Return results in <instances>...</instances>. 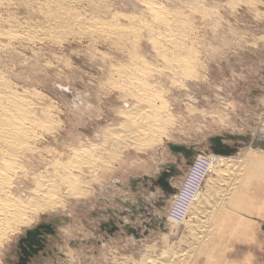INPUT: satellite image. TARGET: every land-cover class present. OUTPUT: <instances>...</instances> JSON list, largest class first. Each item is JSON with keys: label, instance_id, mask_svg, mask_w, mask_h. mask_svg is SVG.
<instances>
[{"label": "rangeland", "instance_id": "rangeland-1", "mask_svg": "<svg viewBox=\"0 0 264 264\" xmlns=\"http://www.w3.org/2000/svg\"><path fill=\"white\" fill-rule=\"evenodd\" d=\"M14 1L0 5V99L26 98L31 103L30 116L26 115L36 130L30 129L34 139L29 137L25 148L9 149L19 165L8 194L30 205L52 191L62 202L56 208L30 210L26 223L16 225L15 232L0 242V264H21L25 254L21 249L14 254L19 237L56 217L60 219L57 237H48L51 244L28 264H139L144 257L167 258L180 249L191 252L188 264H264V172L257 170L263 168L257 160L264 157V150L252 146L264 141V0H77L78 5L70 8H63L58 0ZM153 4L164 10L157 14L170 21L155 17ZM44 26L48 27L45 34ZM39 28L34 38L26 33ZM175 59L186 61L176 67L171 63ZM128 70L144 72L142 82L131 78ZM142 99H149L150 110L159 111L157 118L161 116L166 132L158 134L160 140L149 147H120L113 137L132 123L128 111L131 115L134 108L141 109ZM111 129L120 133L114 136ZM227 135L247 137L249 143L228 140ZM216 137H223L230 147L238 146V153L216 155L210 142ZM169 143L201 153L187 166L184 156L173 154ZM216 158L215 167L228 159L237 165L245 184L240 190L244 199L221 198L219 190L208 188L205 180L200 186L194 179L179 196L195 164ZM168 164L177 166L169 179L172 192L165 194L151 180L133 190L132 178L157 179L161 165ZM242 165L249 176L241 174ZM210 175L217 177L214 170ZM243 176L252 182L245 183ZM185 197L194 203L202 198L208 209L203 213L206 220L199 214L192 222L204 219L210 226L209 242L198 244L199 249L192 239L196 231L179 220L186 216ZM177 198L180 209L172 219ZM139 199L145 202L144 211L135 214L124 205H135ZM115 210L131 213L123 217ZM190 211L188 219L193 215ZM48 249L51 254L44 256Z\"/></svg>", "mask_w": 264, "mask_h": 264}, {"label": "bare ground", "instance_id": "bare-ground-1", "mask_svg": "<svg viewBox=\"0 0 264 264\" xmlns=\"http://www.w3.org/2000/svg\"><path fill=\"white\" fill-rule=\"evenodd\" d=\"M11 1L12 0H0V5H9L10 3H11ZM16 1V0H15ZM14 1V2H15ZM21 1V0H20ZM35 1V0H34ZM60 3H61V6L63 7V8H66V7H74L75 5L74 4H76V5H78L77 3V0L75 1V0H58ZM83 1V0H82ZM145 1V0H144ZM150 1V0H149ZM56 2H57V0H56ZM77 2V3H76ZM58 3V2H57ZM141 3H143V2H141ZM150 3V2H149ZM13 4V3H12ZM14 5V4H13ZM48 5V4H47ZM74 5V6H73ZM152 5V4H151ZM154 5V4H153ZM11 6V5H10ZM26 6V5H25ZM29 6V5H28ZM33 6V5H32ZM51 6V5H50ZM156 5H154L153 6V8H152V10H151V12L152 11H154L155 13H153V14H155V17H159V18H161V19H164V18H162L163 16H159L157 13H159L160 11H162L163 9H159V8H161V7H159V6H156ZM3 7V6H2ZM6 7V6H5ZM148 7H150V6H148ZM147 7V8H148ZM1 8V7H0ZM7 8H9V7H7ZM151 8V7H150ZM2 9V8H1ZM4 9V8H3ZM34 9V8H33ZM57 9V8H56ZM149 9V8H148ZM147 9V10H148ZM45 10V9H44ZM49 10V9H48ZM60 10V9H59ZM65 10V9H64ZM68 10V9H67ZM196 10V9H195ZM7 11V10H6ZM43 11V10H42ZM68 11H70V10H68ZM149 11V10H148ZM164 11V10H163ZM199 11V10H198ZM41 12V11H40ZM56 12V11H55ZM62 12V11H61ZM67 12V11H66ZM151 12L149 11V13L151 14ZM43 13V12H42ZM41 13V14H42ZM50 13V12H49ZM52 13V12H51ZM68 13V12H67ZM162 13H164V12H162ZM161 13V14H162ZM165 13H168V12H165ZM53 14V13H52ZM61 14V13H60ZM69 14V13H68ZM160 14V13H159ZM44 15V14H43ZM49 15V14H48ZM56 15V14H55ZM157 15V16H156ZM163 15V14H162ZM166 15H169V14H166ZM7 16V15H6ZM63 16V15H62ZM135 16V15H134ZM153 16V15H152ZM185 16V15H184ZM183 16V17H184ZM57 17V16H56ZM84 17H85V15H84ZM154 17V16H153ZM45 18V17H44ZM116 18V17H115ZM159 18H157V19H159ZM169 18V17H168ZM6 19H8V18H6ZM57 19V18H56ZM61 19H62V17H61ZM64 20V19H63ZM119 20V19H118ZM164 20H169V19H167V17L164 19ZM173 20V19H172ZM7 21V20H6ZM51 21V20H50ZM103 21V20H102ZM161 21H163V20H161ZM170 21V20H169ZM57 22V21H56ZM68 22H70V21H68ZM96 22V21H95ZM116 22V21H115ZM145 22V21H144ZM148 22V21H147ZM165 22V21H164ZM164 22H162L161 24H165ZM50 23V22H49ZM59 23V22H58ZM117 23V22H116ZM169 23V22H168ZM1 24V23H0ZM51 24V23H50ZM53 24V23H52ZM96 24V23H95ZM49 25V24H48ZM55 25V24H54ZM61 25V24H60ZM60 25H59V27H60ZM77 25V24H76ZM102 25V24H101ZM104 25V24H103ZM143 25V24H142ZM146 25V24H145ZM49 26H51V25H49ZM96 26V25H95ZM94 26V27H95ZM100 26V25H99ZM139 26V25H138ZM166 26H169L168 24L166 25ZM184 26V25H183ZM45 27H47V26H44V28ZM58 27V26H57ZM65 26H63V28H64ZM91 27V26H90ZM98 27V26H97ZM106 27V26H105ZM27 28V27H26ZM43 28V27H42ZM55 28V27H54ZM62 28V29H63ZM66 28V27H65ZM72 28V27H71ZM100 28H102V27H100ZM157 28V27H156ZM164 28V27H163ZM11 29V28H10ZM14 29V28H13ZM36 29V28H35ZM41 28H39V30H36V31H34V32H32V33H30L29 32V30H28V32H26L27 34L29 33L30 34V36L32 35V34H36V33H40L41 32V30H40ZM47 29H48V27H47ZM46 28H45V31H44V34L46 33V30H47ZM52 29V28H51ZM57 29L58 28H56V29H53V30H56L57 31ZM69 29V28H68ZM88 29V28H87ZM99 29V28H98ZM138 29H139V27H138ZM25 30V29H24ZM44 30V29H43ZM94 30V29H93ZM118 30V29H117ZM128 30V29H127ZM142 30V29H141ZM140 30V31H141ZM187 30V29H186ZM12 31H15V30H12ZM11 30H10V32L9 33H11L12 32ZM49 31V33H53V32H50L51 30L49 29L48 30ZM47 31V32H48ZM79 31V30H78ZM58 32V31H57ZM56 32V33H57ZM63 32V31H62ZM94 32V31H93ZM95 32H97V31H95ZM103 32V31H102ZM106 32V31H105ZM108 32V31H107ZM117 32V31H116ZM133 32H135V31H133ZM13 33V32H12ZM14 33H16L17 34V31H15ZM14 33H13V36H15L14 35ZM59 33V32H58ZM90 33V32H89ZM130 33V32H129ZM182 33V32H181ZM19 34V33H18ZM24 34V33H23ZM27 34H26V36H27ZM48 34V33H47ZM80 34V33H79ZM98 34V33H97ZM117 34V33H116ZM124 34H126V33H124ZM161 34V33H160ZM6 36L8 35V34H5ZM9 35H11V34H9ZM9 35H8V37H9ZM51 35V34H50ZM54 35V34H53ZM122 35V34H121ZM135 35V34H134ZM3 36V35H2ZM5 36V37H6ZM12 36V35H11ZM25 36V38H28V37H26ZM29 36V35H28ZM36 36V35H35ZM38 36V35H37ZM46 36V35H45ZM52 36V35H51ZM50 36V37H51ZM55 36V35H54ZM59 36V35H58ZM125 36V35H124ZM168 36V35H167ZM173 36V35H172ZM20 37H22V33H21V36ZM19 37V38H20ZM43 37V36H42ZM11 38V37H10ZM16 38V37H15ZM14 38V39H15ZM18 38V37H17ZM24 38V37H23ZM24 38V39H25ZM30 38H34L33 37V35H32V37H30ZM108 38V37H107ZM158 38V37H157ZM13 39V38H12ZM36 39H37V37H36ZM60 39H61V37H60ZM114 39V38H113ZM152 39H153V36H152ZM28 40H30L31 41V39H29L28 38ZM33 40V39H32ZM42 40V39H41ZM154 44V43H153ZM158 44V43H157ZM160 45V44H159ZM136 47V46H135ZM178 48V47H177ZM183 49V48H182ZM181 49V50H182ZM190 49V48H189ZM156 53V52H155ZM137 55V54H136ZM194 55V54H193ZM159 56V55H158ZM166 56V55H165ZM177 57V56H176ZM140 59V58H139ZM142 59V58H141ZM174 59V58H173ZM186 59V58H185ZM172 60V59H171ZM144 61V60H143ZM166 61V60H165ZM186 61V60H185ZM185 61H182L181 59H179V60H177L176 61V59L173 61V62H171L173 65H175L176 67H179L178 66V64L179 65H181L182 63H184ZM188 63V61L186 62V64ZM189 64V63H188ZM126 65V64H125ZM130 65V64H129ZM166 65V64H165ZM168 65V64H167ZM184 65V64H183ZM182 65V66H183ZM154 66V65H153ZM171 66V65H170ZM133 67V66H132ZM135 67H137V66H135ZM134 67V68H135ZM139 68V67H138ZM143 68V67H142ZM145 68V67H144ZM173 68V67H172ZM187 68H188V65H187ZM179 69V68H178ZM182 69V68H181ZM189 69V68H188ZM135 70V69H134ZM174 70H175V68H174ZM187 70V69H186ZM116 71V70H115ZM119 71V70H118ZM124 71V70H123ZM129 71V70H128ZM137 71V70H136ZM146 71V70H145ZM120 72V71H119ZM130 72V71H129ZM115 73V72H114ZM124 73V72H123ZM128 73V72H127ZM131 73V72H130ZM129 73V74H130ZM143 73L144 72H142V71H140V73H131L134 77H131V78H133V79H136V80H141V82H142V79H143ZM147 73V72H146ZM120 74V73H119ZM118 74V75H119ZM125 74V73H124ZM175 74V73H174ZM181 74V73H180ZM122 75V74H121ZM147 75V74H146ZM2 76V75H1ZM144 76H145V73H144ZM121 77V76H120ZM130 78V79H131ZM110 79V78H109ZM123 79V78H122ZM5 81H7V80H5ZM131 81V80H130ZM129 81V82H130ZM144 81V80H143ZM140 82V83H141ZM145 82V81H144ZM4 83V82H3ZM7 83V82H6ZM132 83V82H131ZM135 83V82H134ZM137 83V82H136ZM13 84V83H12ZM147 83L145 82L144 83V85H146ZM150 84V83H149ZM8 85V84H7ZM112 85V84H111ZM122 85V84H121ZM124 85H127V84H124ZM143 85V84H142ZM148 85V84H147ZM3 86V85H2ZM9 86H11V85H9ZM110 86V85H109ZM136 86V85H135ZM138 86H140V85H138ZM149 87H150V85H148ZM147 86V87H148ZM13 87V86H12ZM118 87V86H117ZM6 88H8V87H6ZM18 88V87H17ZM16 88V89H17ZM114 88V87H113ZM134 88V87H133ZM141 88V87H140ZM144 88V87H143ZM146 88V87H145ZM10 89H11V87H10ZM127 89H128V87H127ZM148 89V88H147ZM147 89H144V90H147ZM143 90V89H142ZM119 91V90H118ZM138 91V90H137ZM148 91V90H147ZM12 92V91H11ZM146 92V91H145ZM144 92V93H145ZM156 92V91H155ZM9 93V92H8ZM24 93V92H23ZM26 93V92H25ZM137 93V92H136ZM147 93V92H146ZM15 94H17V93H15V89H14V95ZM140 95L142 94V93H139ZM1 95V94H0ZM4 95V94H3ZM135 95V94H134ZM137 95V94H136ZM145 94H143V96H144ZM148 95V94H147ZM151 96H152V94H150ZM32 96H34V94L32 95ZM130 96V95H129ZM142 96V95H141ZM140 96V97H141ZM142 96V97H143ZM146 96V95H145ZM158 96V95H157ZM24 97H26V96H24ZM124 97V96H123ZM133 97V96H132ZM135 97V96H134ZM136 98H139L138 96L136 97ZM145 99V98H144ZM144 99H142V100H144ZM30 100V99H29ZM142 100H140L139 102H141L140 104L141 105H138V106H140V108L141 109H137L136 111H135V108H134V111L132 110V112H131V115H129V111H128V118L131 120L130 122H132L131 124H129L128 123V125H125V127L123 128L121 125V128H123L122 130H120V132H122V133H120L119 132V130H117L116 131V129L114 130L115 131V133L117 132V134H118V132L120 133L119 135H117L116 136V134L112 131V129H111V131L114 133L113 135L114 136H116V137H113L114 139L116 138V141H115V143L117 142V144L121 147H123V145H125L124 147H126V146H129V147H134L135 149L137 148V149H142V148H144V147H149V145L150 144H152V145H154V144H156L157 142H158V140H160L159 138H160V136H158V134L160 135V133H165L166 132V130L164 131V129H163V126L164 127H166L165 125H163L162 126V120L159 118V117H161L160 115H159V117L157 118V115L159 114V111L157 112V113H155L154 111L155 110H150V109H152L151 108V106H149L150 105V103H148V105H147V102H148V100L149 99H147V101H142ZM25 101V102H24ZM26 101H27V99L26 98H23V96H19L18 97V95H15V96H13L12 98H8V99H6V97L4 98V99H0V105L2 106L1 107V109H0V242L1 241H4V240H6V239H8V237L13 233V232H15L14 231V227L16 226V225H20V224H25L26 223V221H27V217H28V212L31 210H35L34 212L36 213V210H43V209H47V208H56V206H60V204H61V202H60V200L58 199L59 197H56L53 193H52V191L49 193L48 192V190H46L49 194H47L45 197L43 196V198H39V199H37L38 201H35V200H33V201H35L34 203H32V204H30V205H25V204H22L21 203V201L20 202H18L17 200V197H15L17 200L15 201L13 198L14 197H12V198H10L9 197V195L10 194H8V193H11V192H9L10 191V188L13 186V182H12V178L16 175V171H17V169H18V167H17V165H16V161L17 160H15L14 158H12V157H14L13 155L14 154H10L9 152V149L10 148H15V149H18V150H21L22 148H25L26 147V143H28V141L30 140V138L31 139H34V137L32 138V137H30L29 135V132H30V129H31V126H30V124H29V121L28 120H30L28 117H27V113H28V106L31 104H27V103H29V102H27L26 103ZM30 102H32V101H30ZM138 102V103H139ZM34 104V103H33ZM32 104V105H33ZM165 104H167V103H165ZM36 105V104H35ZM168 107V106H167ZM30 108V107H29ZM53 108V107H52ZM163 108V107H162ZM47 109H48V107H47ZM154 109V108H153ZM165 109V108H164ZM46 110V109H45ZM49 110H51V109H49ZM48 110V111H49ZM33 111V110H32ZM162 111H163V109H162ZM167 111V110H166ZM35 112V110L32 112V113H34ZM42 112V111H41ZM47 112V111H46ZM125 112V111H124ZM127 112V111H126ZM30 113V112H29ZM29 113H28V115H29ZM44 113H45V111H44ZM50 113V112H49ZM48 113V114H49ZM123 112L121 111V114H122ZM161 113V112H160ZM165 113V112H164ZM47 114V113H46ZM52 114V113H51ZM124 114V113H123ZM126 114V113H125ZM124 114V115H125ZM167 114V113H166ZM34 115V114H33ZM30 116V115H29ZM47 116V115H46ZM153 116V117H152ZM156 116V117H155ZM171 116V115H170ZM37 117V116H36ZM122 117V116H121ZM168 117V116H167ZM28 118V119H27ZM48 118V117H47ZM49 118H51V117H49ZM48 118V119H49ZM127 118V117H126ZM52 119V118H51ZM150 119H151V121H150ZM161 121H160V120ZM168 119V118H167ZM40 120V119H39ZM46 120V119H45ZM50 120V119H49ZM166 120V119H165ZM34 121V120H33ZM47 121V120H46ZM129 121V120H128ZM32 121H30V123H31ZM35 123V122H34ZM42 123H44V122H42ZM32 124H33V122H32ZM164 124V123H163ZM38 126H39V124H37ZM48 125H49V123H48ZM46 127V126H45ZM47 127H49V126H47ZM37 128V127H36ZM31 130H34L33 128L31 129ZM36 130V129H35ZM34 130V131H35ZM49 130V129H48ZM47 130V132H49ZM51 131H52V129H51ZM54 131V130H53ZM110 131V132H111ZM106 132V131H105ZM31 133V132H30ZM108 133V132H107ZM35 134V133H34ZM105 134V133H104ZM112 133H110V135H111ZM105 135H107V134H105ZM163 136V135H162ZM161 136V137H162ZM30 137V138H29ZM41 137V136H40ZM103 137H104V135H103ZM108 137H106V139H107ZM35 139H37V138H35ZM105 139V138H104ZM41 140V139H40ZM31 143V142H30ZM114 146V145H113ZM116 146V145H115ZM29 147V146H28ZM34 147V146H33ZM117 148H119V147H117ZM28 149V148H27ZM120 149V148H119ZM34 150V149H33ZM30 151H32V150H30ZM84 151H86V150H84ZM140 151V150H139ZM76 152H78V150H76V151H74V153H76ZM88 152V151H87ZM85 153V152H84ZM83 153V154H84ZM79 154V153H78ZM12 155V156H11ZM77 155V154H76ZM83 157V156H82ZM16 158V157H15ZM73 158H75V157H73ZM72 158V159H73ZM258 158V157H257ZM77 159H79V157L77 158ZM80 160H81V157H80ZM90 160V159H89ZM82 161V160H81ZM231 161H232V159H228V160H224V161H222L220 164H218V165H216V167H214V174L216 173V178L214 179V178H212V175H210V176H208L207 177V175L205 176V183L207 182L208 184H207V186H208V188L209 187H211V188H216V190H219V192H220V194H222L221 195V198H222V196L224 197V196H226L227 197V200H232L233 199V201L234 200H236V202H238V198L239 197H241V198H243L244 196L242 195V194H240V190H241V187H242V184H243V187H244V183H242L243 182V179L240 177V175L238 174V173H240L239 171V168H238V170H237V168L235 167V165L233 164V163H231ZM257 161H262L261 163L262 164H264V157H259L258 158V160ZM55 162V161H54ZM71 162V161H70ZM58 163V162H57ZM245 163V162H244ZM243 163V164H244ZM253 163V162H252ZM258 163V162H257ZM256 163V165H258ZM18 164V163H17ZM65 164V163H64ZM74 164H75V162H74ZM254 164V163H253ZM260 164V163H259ZM19 165V164H18ZM241 165V164H240ZM252 165V164H251ZM261 165V164H260ZM68 166V165H67ZM66 166V167H67ZM237 166V165H236ZM249 166V165H248ZM247 166V167H248ZM255 166V165H254ZM262 166V165H261ZM56 167H59V166H56ZM62 167V166H61ZM246 167V169L247 170H249L248 168ZM253 166H251V168H252ZM257 167V166H256ZM20 168H21V166H20ZM65 168V167H64ZM71 168V167H70ZM78 168V167H77ZM258 168V167H257ZM66 169V168H65ZM242 169H243V165H242ZM245 169V168H244ZM243 169V170H244ZM253 169V168H252ZM251 169V170H252ZM25 170V169H24ZM237 170V171H236ZM246 170V171H247ZM251 170L248 172L249 174H250V172H251ZM254 170V169H253ZM256 170V169H255ZM258 171H260V172H264V165H263V168H259V169H257ZM56 171V170H55ZM60 171V170H59ZM58 171V172H59ZM64 171V170H63ZM258 171H255V172H257L258 173ZM243 172H245V170L244 171H242L241 172V174L243 173ZM252 172H254V171H252ZM60 173V172H59ZM237 173V174H236ZM256 173V174H257ZM58 174V173H57ZM252 174V173H251ZM262 174V173H261ZM260 174V175H261ZM59 175V174H58ZM60 175H62V174H60ZM64 175H65V173H64ZM247 174H246V172H245V174H244V176H246ZM259 175V176H260ZM264 175V174H263ZM51 176H53V175H51ZM243 176V177H244ZM247 176H249V175H247ZM246 176V177H247ZM251 176V175H250ZM253 176H255V175H252V178H253ZM257 176V175H256ZM16 177V176H15ZM50 177V176H49ZM53 177H55V176H53ZM59 177H61V176H58V178ZM63 177V176H62ZM61 177V178H62ZM65 177V176H64ZM62 178V179H67L68 181H70L68 178H67V176L65 177V178ZM50 178H52V177H50ZM249 179V182L251 181L250 180V178L251 177H248ZM259 178V177H258ZM264 178V177H263ZM53 179V178H52ZM65 179V180H66ZM75 179V178H74ZM255 179H256V177H255ZM260 179L261 178H259L258 180V182L260 183ZM48 180H50V179H48ZM66 180V181H67ZM204 180H202L201 179V181L198 183L199 185H201L202 186V184L204 183ZM244 182L245 183H247L246 181H248V180H246V178L244 177ZM42 181V180H41ZM52 181V180H51ZM54 181V180H53ZM194 181H196L197 182V180L195 179V177H194ZM257 181V180H256ZM44 182V181H43ZM46 182V181H45ZM50 182V181H49ZM252 182V181H251ZM250 182V183H251ZM40 183H42V182H40ZM46 183H48V181L46 182ZM52 183V182H51ZM56 183V182H55ZM65 183V182H64ZM250 183H249V185H250ZM262 183H264V179H263V182ZM44 184V183H43ZM42 184V185H43ZM50 184V183H49ZM67 184H68V186H70V182L68 183L67 182ZM76 184V183H75ZM41 185V186H42ZM73 185H74V181H73ZM248 185V186H249ZM48 186V185H47ZM71 186H72V181H71ZM71 186H70V188H71ZM247 186V187H248ZM73 187V186H72ZM75 187V186H74ZM242 187V188H243ZM250 187V186H249ZM248 187V188H249ZM46 188V186H44V189ZM69 188V189H70ZM12 189V188H11ZM51 189V188H50ZM75 189V188H74ZM78 189V188H77ZM245 189L246 190H248L249 191V189H247L246 188V186H245ZM68 190V189H67ZM203 190V189H202ZM246 190H244V191H246ZM37 191H39V189H37ZM43 191H45V190H43ZM73 191H75V190H73ZM207 191V190H206ZM76 192V191H75ZM78 192V191H77ZM218 192V193H219ZM242 193H243V191H241ZM52 193V194H51ZM56 193V192H55ZM70 193H71V191H70ZM245 194L247 193V192H244ZM12 194H13V192H12ZM44 194H46V193H44ZM76 195L78 194V193H75ZM244 194V195H245ZM42 194H40L39 196H41ZM72 195H74L73 193H72ZM202 196H204L203 194H201ZM241 195V196H240ZM12 196V195H11ZM201 197V196H200ZM225 197V198H226ZM224 198V199H225ZM34 199V198H33ZM193 199V198H192ZM202 199V198H201ZM200 199V200H201ZM240 199V198H239ZM244 199V198H243ZM20 200V199H19ZM29 200V199H28ZM191 199L190 198H188V197H185V199H184V204H183V213L186 215L185 217H184V215L183 216H180L179 217V220H180V223H189V226L190 227H188L189 229H194L193 230V233H194V231H196V233H195V235H196V238L194 239V237L192 238L194 241H195V243H197V245H196V247L198 246V244L199 245H203V244H205V243H208L209 242V235H210V232H209V227L210 226H208L207 224H209V223H207L205 220H206V218H205V216H203V213L204 212H208L207 210H205L206 208H204V206L202 205V202H200V200H199V202H196V203H194V202H191L190 201ZM194 200V199H193ZM198 200V199H197ZM222 200V199H221ZM226 200V199H225ZM227 200H226V202H227ZM32 201V200H31ZM32 201V202H33ZM223 201V200H222ZM221 202V201H220ZM220 202H218L219 204H220ZM225 202V201H224ZM225 202V203H226ZM243 202V201H242ZM30 203V202H29ZM217 203V202H216ZM225 203H223V204H225ZM233 203H235V202H233ZM244 203V202H243ZM222 204V203H221ZM237 204V203H236ZM235 205V204H234ZM240 205H241V203H240ZM216 206H218V204L216 205ZM239 205L237 204V207H238ZM234 207H236V206H234ZM236 207V208H237ZM214 208V207H213ZM212 208V209H213ZM190 209H193V212H191L190 211ZM216 209V208H215ZM189 211L194 215H190V219H188V214H189ZM228 211V210H227ZM226 211V212H227ZM230 212V211H229ZM231 213V212H230ZM201 215V217L202 218H204L203 220L201 219L200 221H197V223L196 224H193L192 222L194 221L193 219L195 218H197L198 216H200ZM206 214V213H205ZM230 215V214H229ZM30 217V216H29ZM201 217H199V218H201ZM199 218H198V220H199ZM231 218V217H230ZM189 221H188V220ZM224 219V218H223ZM219 220V219H218ZM29 221V220H28ZM196 221V220H195ZM222 221V220H221ZM230 222V221H229ZM236 222H237V220H236ZM192 223V224H191ZM218 223H220V222H218ZM186 224V225H187ZM229 224V223H228ZM234 224V223H233ZM235 224H237V223H235ZM234 224V225H235ZM240 224V223H239ZM218 225V224H217ZM224 224H222V226H223ZM231 226V225H230ZM240 226V225H239ZM192 227V228H191ZM232 227V226H231ZM220 228V227H219ZM228 228H229V226H228ZM233 228V227H232ZM227 229V228H226ZM220 231H221V229H220ZM193 236V235H192ZM191 236V237H192ZM213 244V243H212ZM190 245V244H189ZM204 246V245H203ZM202 247V246H201ZM191 248V247H190ZM216 248V247H215ZM180 249V248H179ZM192 249H194V248H192ZM197 249H199L198 247H197ZM196 248H195V250H197ZM203 249V248H202ZM204 250V249H203ZM206 250V249H205ZM172 251V250H171ZM174 251V250H173ZM187 250H181L180 249V251H176V252H171V253H168V256H166L167 258H162L161 257V259H160V257H158V258H154V257H148L147 256V259H146V257H144L145 259L144 260H142L141 261V263H139V264H188L189 263V258L191 257V255H190V253H189V250H188V252H186ZM168 252H170L169 250H168ZM194 252V250L192 251V253ZM197 252V251H196ZM195 252V253H196ZM199 252V251H198ZM209 252H210V250H209ZM187 253L190 255H187ZM201 253H202V251H201ZM164 254V253H163ZM204 254H205V252H204ZM167 255V254H166ZM193 255H194V253H193ZM192 255V256H193ZM145 256H146V254H145ZM188 256H189V258H188ZM201 256V255H200ZM203 256V255H202ZM117 257V256H116ZM164 257V256H163ZM200 259H202V258H200ZM192 260H194V259H192ZM195 260H196V258H195ZM197 262H198V260H197ZM200 262V261H199ZM135 264V263H134Z\"/></svg>", "mask_w": 264, "mask_h": 264}, {"label": "water", "instance_id": "water-1", "mask_svg": "<svg viewBox=\"0 0 264 264\" xmlns=\"http://www.w3.org/2000/svg\"><path fill=\"white\" fill-rule=\"evenodd\" d=\"M228 140L236 141V140H241L245 142L246 144L249 143V139L247 137H242V136H235V135H227L225 137ZM224 138L223 137H216L210 139V142L212 144L211 150L216 154V155H222V156H231L232 154H237L238 153V146L230 147L224 143ZM264 141H255V143H252L253 148H261L264 150ZM170 150L175 154L176 156H179L182 154L184 158L186 159V164L187 166H190L194 160V158L200 154L196 148L191 147L188 148L186 146H179L175 145L172 143L168 144ZM161 168L163 171L158 174L157 179L150 178L148 176H144V178L136 180V179H131V182L133 184V190L137 191L138 190V184L140 182L146 183L148 180H151L155 185H159L161 190L163 192H167V190L170 189V182L169 179L172 177V175L176 174V169L177 166L175 164H168V165H161ZM146 185V184H145ZM152 191L155 192L156 188L153 187ZM126 207H131L133 210V213H138L139 211H144L143 206L145 205V202L141 199L138 200L137 204L132 205L131 202L125 203L124 204ZM141 207L140 210H138L137 207ZM110 214H113L112 210L108 211ZM116 213L120 214L121 216L125 217L127 214H130L131 212L126 211L123 213H120L115 210ZM47 216H43L42 219L44 220ZM66 222H68V218H64ZM123 223V221H121ZM57 224H60V219L59 218H54L51 219L50 223H46L42 221L39 225H37L34 229L27 230L25 232V235H21L19 237V249L15 251L14 254L20 253V249L22 252L25 254L26 259L23 260L21 259V264H28L29 261H31V258L38 259L40 258L41 254L40 251H43L47 244H51L50 240L48 237L50 236H55L57 237ZM127 229H130V226H126ZM133 232H136L135 230H132ZM49 235V236H48ZM27 247V248H26ZM49 250V249H48ZM51 254L50 250L44 253V256H47ZM10 262V261H9ZM11 264V262H10Z\"/></svg>", "mask_w": 264, "mask_h": 264}, {"label": "built area", "instance_id": "built-area-1", "mask_svg": "<svg viewBox=\"0 0 264 264\" xmlns=\"http://www.w3.org/2000/svg\"><path fill=\"white\" fill-rule=\"evenodd\" d=\"M217 161H218V159L216 158V159L213 160V161L206 159L205 161H202V163H200V162L198 163V162H197V164H195V166H194L193 171H192L191 174L189 175V177H188V179H187V182H186L185 185H184L183 190H181V193H180L179 196H181V194H182V193L184 192V190L186 189L185 186H186L187 184L190 185V183L193 181L194 177H195V179L197 180V184L201 181V179L204 180V179H205V176H206L209 172H212V171H213V169H214V167H215L214 165L217 164ZM188 185H187V186H188ZM187 186H186V187H187ZM200 186H201V185H200ZM200 186H199V187H200ZM179 196H178V197H179ZM175 202H176V203H175V207H174L173 210L171 211V217H172V219H173L174 217H176V215L178 214L179 209H180V207H179V205H178L179 198H177Z\"/></svg>", "mask_w": 264, "mask_h": 264}, {"label": "flooded vegetation", "instance_id": "flooded-vegetation-1", "mask_svg": "<svg viewBox=\"0 0 264 264\" xmlns=\"http://www.w3.org/2000/svg\"><path fill=\"white\" fill-rule=\"evenodd\" d=\"M168 192H172V189L170 188L169 190H167V192L165 194H167Z\"/></svg>", "mask_w": 264, "mask_h": 264}]
</instances>
